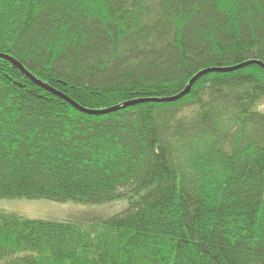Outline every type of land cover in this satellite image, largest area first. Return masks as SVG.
Here are the masks:
<instances>
[{"label": "trees", "instance_id": "1", "mask_svg": "<svg viewBox=\"0 0 264 264\" xmlns=\"http://www.w3.org/2000/svg\"><path fill=\"white\" fill-rule=\"evenodd\" d=\"M0 54L88 110L264 64V0H0ZM0 264H264V69L91 115L0 58Z\"/></svg>", "mask_w": 264, "mask_h": 264}, {"label": "rangeland", "instance_id": "2", "mask_svg": "<svg viewBox=\"0 0 264 264\" xmlns=\"http://www.w3.org/2000/svg\"><path fill=\"white\" fill-rule=\"evenodd\" d=\"M124 207V203H112L102 206L79 205L73 203H55L46 200L0 199V212L15 214L30 219L70 220L82 218L107 219Z\"/></svg>", "mask_w": 264, "mask_h": 264}, {"label": "water", "instance_id": "3", "mask_svg": "<svg viewBox=\"0 0 264 264\" xmlns=\"http://www.w3.org/2000/svg\"><path fill=\"white\" fill-rule=\"evenodd\" d=\"M0 58L6 59L8 61H10L13 65H15L18 69H20L28 78H30L35 84L41 86L42 88H44L45 90L60 96L61 98L65 99L67 102H69L72 106H74L75 108H77L78 110L84 112V113H88L91 115H103V114H107V113H111L114 111H117L121 108H125L137 103H143V102H149V101H159V102H167V101H174L177 100L179 98H181L182 96L186 95L189 91L190 88L192 86V84L194 83V81L199 78L200 76L208 73V72H213V71H231V70H235V69H239L242 68L246 65H250V64H256L259 65L260 67H262L264 69V64L262 62L259 61H249L231 68H227V69H217V68H212V69H205L200 71L199 73H197L194 77H192V79L189 81V84L183 89V91H181L179 94L173 96V97H169V98H163V99H138V100H133V101H127L121 105H117V106H113L107 109H103V110H88L85 108H82L80 106H78L75 102H73L72 100H70L69 98H67L64 95H61L59 92H57L56 90L52 89L51 87L47 86L46 84H43L41 81L36 80L33 76H31L24 68L21 64H19L17 61H15L13 58L0 54Z\"/></svg>", "mask_w": 264, "mask_h": 264}]
</instances>
